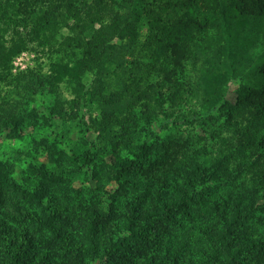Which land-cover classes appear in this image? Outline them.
I'll return each mask as SVG.
<instances>
[{
  "label": "trees",
  "instance_id": "obj_1",
  "mask_svg": "<svg viewBox=\"0 0 264 264\" xmlns=\"http://www.w3.org/2000/svg\"><path fill=\"white\" fill-rule=\"evenodd\" d=\"M41 5L53 28L76 18L72 33L47 74L14 81L32 93L65 79L71 111L89 94L99 110L90 124L111 155L50 143L52 165L29 163L23 182L0 161V264H264V0H0V71L24 47L20 37L5 44L4 25ZM108 63L118 87L104 93L98 79L87 88L85 75ZM236 77L231 103L224 90ZM193 98L224 118L211 162L201 159L202 138L140 139L141 119L150 125L160 112L182 121ZM22 123L16 104L0 109V126ZM76 173L100 191L65 186Z\"/></svg>",
  "mask_w": 264,
  "mask_h": 264
},
{
  "label": "rangeland",
  "instance_id": "obj_2",
  "mask_svg": "<svg viewBox=\"0 0 264 264\" xmlns=\"http://www.w3.org/2000/svg\"><path fill=\"white\" fill-rule=\"evenodd\" d=\"M56 1L62 2L64 6L66 0ZM45 10H47L45 5L35 8L28 19L26 18L25 21L20 19L17 23L14 20L4 25L3 28L6 30L2 32L7 45L9 41L17 37L24 41L23 49L9 61V72L0 71V109L6 104H16L19 113L23 116L22 131L11 124H1L0 161L13 166L12 175H16L20 182H23L20 175L29 163L37 164L38 161H43L48 167L52 165L48 158L49 149L46 146L50 143L56 144L57 148L66 154H69L71 149L77 148L80 152L89 150L99 154L105 160L111 155V147L104 138L103 132L90 124V117L98 116L99 110L93 99L88 100L89 94L81 109L71 111L69 102L74 97V90L73 85L65 79L59 82L56 88L42 86L36 91L32 90V93L26 91L22 84L14 81L19 73L47 74L51 63L63 56V38L72 33L70 26L76 18L68 16L65 23L59 22L53 28L46 21L47 16L43 15ZM139 26L142 40L146 29L141 23ZM92 27L94 29L99 27L98 23ZM34 29L38 31L37 37H34ZM65 50L68 51V49ZM256 51L260 52L261 47ZM80 56L79 52L75 53V57ZM113 68L114 64L108 63L102 70L94 69L87 73L84 77L87 88H90L98 79L102 80L104 93L118 87L117 76L121 74L119 71H113ZM185 72L187 77L194 78L196 66L190 61L185 62ZM242 80L243 78L236 77L227 83L224 90L225 100L231 103L235 101L236 89ZM52 108L55 109L52 110ZM59 109H62L65 114H58ZM181 111L187 115L182 121V117L175 121L160 112L150 125L145 124L144 119H141L140 125L146 126V132H140V139L143 140L146 133H152L159 139L176 136L202 138L201 144L204 145L208 154L200 155L201 159L211 162L216 157L217 151V140L213 134L216 130H221L223 116L216 109L209 113L205 112V108L197 98L184 103ZM135 114L142 117L140 106L135 108ZM28 117L30 122H26ZM65 181H67L65 186L69 181L70 188L75 187V190L88 196L92 191L96 192L99 189L94 181H90L82 173H76L74 176L67 175ZM257 201L260 202L262 199L258 197Z\"/></svg>",
  "mask_w": 264,
  "mask_h": 264
}]
</instances>
